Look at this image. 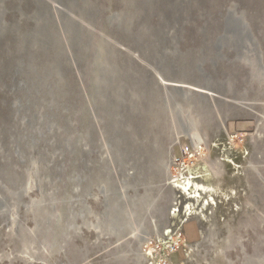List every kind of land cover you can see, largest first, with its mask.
Instances as JSON below:
<instances>
[{
  "label": "rangeland",
  "instance_id": "obj_1",
  "mask_svg": "<svg viewBox=\"0 0 264 264\" xmlns=\"http://www.w3.org/2000/svg\"><path fill=\"white\" fill-rule=\"evenodd\" d=\"M0 1V264L166 254L190 141L250 186L187 217L171 264H264V0Z\"/></svg>",
  "mask_w": 264,
  "mask_h": 264
},
{
  "label": "bare ground",
  "instance_id": "obj_2",
  "mask_svg": "<svg viewBox=\"0 0 264 264\" xmlns=\"http://www.w3.org/2000/svg\"><path fill=\"white\" fill-rule=\"evenodd\" d=\"M1 2V1H0ZM3 2V1H2ZM55 3V2H54ZM55 8V7H54ZM56 17H58V15L60 16V9L56 8ZM2 11V9H1ZM63 15V14H62ZM70 15V14H69ZM67 16V15H65ZM72 16V15H71ZM70 17V16H69ZM76 17V16H75ZM72 18V17H71ZM70 19V18H69ZM75 19V18H74ZM73 20V19H72ZM70 21V20H69ZM63 23V22H62ZM77 23V22H76ZM59 24V23H58ZM81 26V25H79ZM1 28V27H0ZM160 82H162L163 85H166L164 79L159 76L158 77ZM164 88V87H163ZM180 92H182L184 95L186 93H184V91H182V86L178 85L175 87ZM175 90V89H174ZM167 92V91H166ZM168 93V92H167ZM176 93V92H175ZM180 95V94H179ZM169 96V94L167 95ZM166 100V99H165ZM234 137V136H231ZM242 153V152H241ZM243 154V153H242ZM247 154V153H246ZM201 159V158H200ZM198 161H201V160ZM204 160V159H203ZM223 160V161H222ZM222 162H227V164H229L230 166H232V174H245V172H243L242 170V166L239 165L238 163H236L232 158H225V159H217L214 160L213 162H209V161H202L200 163V168L198 169L195 168V166L198 164V162L196 163V165L194 167H192L191 169H189V173H181V174H176V175H170L168 174V184L172 187L175 188L176 191L179 192V197L181 198V194L186 195V201L184 200V203L181 205V210L179 211V205H177V214L174 215V217L181 218L182 216H186V217H190V216H198L199 219L203 222V223H208V218H210L207 215V212L210 208V205H216L217 202V198H224L225 200L229 197H237L238 196V190H247L246 188H249V182L247 183L246 180H244L245 184L247 185V187L244 186V188L242 189H237L236 186H233L231 184H220L218 181L213 182V178L216 179L215 177L219 175V173L223 170L222 169ZM256 169V168H255ZM224 175V174H223ZM240 176V175H239ZM221 178V176H220ZM231 178V177H230ZM262 178V177H261ZM236 180V177H235ZM242 180V181H243ZM234 182V181H233ZM237 184V183H236ZM127 187V186H126ZM127 191V190H126ZM177 192V193H178ZM122 196H124L126 198V192L123 191ZM178 195V194H177ZM177 198V199H178ZM129 199V198H128ZM201 200V205H203L202 208L196 207L194 204L196 201ZM123 200V199H122ZM222 200V199H221ZM181 201V200H180ZM235 209L239 210V206L237 205V203L235 202ZM213 207V206H212ZM254 208L256 209L255 206L253 205H249L247 207V211H254ZM134 211V210H133ZM210 211V210H209ZM133 213V212H132ZM169 215H170V209H169ZM133 218V217H132ZM175 218V219H176ZM134 219V218H133ZM212 219V218H211ZM127 221V220H126ZM213 221V220H211ZM129 223V222H128ZM135 223V222H134ZM126 224V223H125ZM129 225V224H128ZM134 225V224H133ZM209 225V224H208ZM138 226V225H137ZM136 228V227H135ZM134 228V229H135ZM78 229V228H77ZM167 231L164 232V230L162 231V235L159 236V238L161 240H165L168 239V244L169 241H174L175 240V234H173L174 229L171 228V225L166 226ZM33 232H35L33 230ZM166 238H165V237ZM169 246V245H168ZM194 246L193 245H189L188 246V256L192 257V252ZM27 249V248H26ZM47 249V248H46ZM29 252V251H28ZM148 253L146 254H142L140 255L142 258H144V263H148V264H157L158 260L164 257V253L163 254H155L154 250L152 247H148ZM33 254V253H32ZM138 254V253H137ZM28 256V255H27ZM30 256V255H29ZM147 256V257H146ZM31 259V258H30ZM10 260V259H9ZM143 263V262H142Z\"/></svg>",
  "mask_w": 264,
  "mask_h": 264
},
{
  "label": "built area",
  "instance_id": "obj_3",
  "mask_svg": "<svg viewBox=\"0 0 264 264\" xmlns=\"http://www.w3.org/2000/svg\"><path fill=\"white\" fill-rule=\"evenodd\" d=\"M204 148L202 143L200 142H193L190 141V144L187 147H179V154H173L172 158L170 159V167H169V174L176 175L181 173H189V169L194 167L198 160L203 156ZM174 170V171H173ZM177 206L171 208L172 212H177ZM187 217L183 218L179 221L177 228H176V236L175 240L169 242L168 248H166L165 255L163 258L158 260V264H171V261L168 260V256L176 251L178 247L181 245V227L184 223L187 222Z\"/></svg>",
  "mask_w": 264,
  "mask_h": 264
},
{
  "label": "crops",
  "instance_id": "obj_4",
  "mask_svg": "<svg viewBox=\"0 0 264 264\" xmlns=\"http://www.w3.org/2000/svg\"><path fill=\"white\" fill-rule=\"evenodd\" d=\"M171 256H172V254H170V255L168 256V260H170V261L172 262Z\"/></svg>",
  "mask_w": 264,
  "mask_h": 264
}]
</instances>
